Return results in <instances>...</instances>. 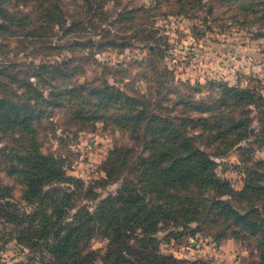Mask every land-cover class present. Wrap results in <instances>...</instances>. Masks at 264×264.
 I'll use <instances>...</instances> for the list:
<instances>
[{"label":"rangeland","instance_id":"374dc122","mask_svg":"<svg viewBox=\"0 0 264 264\" xmlns=\"http://www.w3.org/2000/svg\"><path fill=\"white\" fill-rule=\"evenodd\" d=\"M98 1L104 3L103 7L93 5L90 11L80 7L82 0H61L68 22L60 26L41 20L35 0H0L8 13L24 12L14 16L13 27L0 29V72L3 73L0 94L12 97L19 104L17 99L24 98L26 90L23 83L30 79L37 82L39 65L57 66L67 61L80 71L72 80L62 77L53 80V74L49 77L45 72L40 73L46 83L42 87L47 97L74 84L100 87L106 82L119 89L146 93L148 83L143 74L153 76L154 72L145 63L151 60L163 75L167 67L172 73L168 78L174 76L176 85L182 81L194 89L200 87L192 93L182 90V95L191 94L211 102L217 86L223 84L255 89L264 99V20H259L252 11L247 15L237 9L238 5L223 0ZM135 9L142 12L133 19L121 22L118 18L119 13ZM78 13L90 14L88 19L84 18L82 35L92 40L93 46L86 49L77 45L75 36L66 31L71 21L78 22ZM150 47L156 49V54H151ZM26 93L28 99L33 95ZM168 97L179 101L175 94ZM57 103L48 107L32 103L45 111L35 133L36 145L45 156L62 162L60 167L67 177L76 179V205L94 207L115 195L122 186L121 180L115 182L107 177L105 168L115 148L130 145L128 136L102 121L80 123L79 116L70 113L74 109L72 104L60 100ZM231 110L224 109L226 113ZM244 110L249 111L247 117L252 129L248 138L235 148L212 144L206 151L216 163V175L231 189L224 200L242 213L256 205L264 215V194L257 199L239 195L247 187L264 188V147L255 145V134L264 126L261 122L264 101ZM6 128L0 127V185L10 188L13 197L20 200L26 191V181L10 172L17 167L16 159L25 155L24 147L28 143L16 130ZM193 207H176L165 219L158 218L146 228L136 230L137 237L147 235L153 241L140 242L135 238L128 241L140 251L173 257L183 261L182 264H258V237L229 219L217 218L218 210L208 212V203L197 207L198 210ZM15 237L0 220V260L6 264H28V252L17 244ZM90 246L99 255L94 264H116L104 257L108 240L97 236Z\"/></svg>","mask_w":264,"mask_h":264},{"label":"trees","instance_id":"16d2710c","mask_svg":"<svg viewBox=\"0 0 264 264\" xmlns=\"http://www.w3.org/2000/svg\"><path fill=\"white\" fill-rule=\"evenodd\" d=\"M223 1L238 5L237 9L247 15L252 11L259 20H264V0ZM35 2L38 3L41 20L60 26L68 22V13L62 8L61 0ZM82 2L80 7L90 11L93 5L98 4L102 8L104 4L98 0ZM126 12L118 14L121 22L133 19L142 11ZM23 14L17 11L12 15L0 3V29L13 27L14 16ZM89 16L78 13V22L71 21L66 30L84 49L93 46V41L82 35L84 18ZM149 50L156 54L154 47ZM65 63L57 66L44 63L38 69L49 77L53 74V80L62 77L69 81L80 71L78 67L68 65L70 61ZM145 63L154 72L152 77L143 74L148 83L146 93L119 89L106 82L100 87L74 84L47 97L42 87L46 83L39 73L36 83L31 79L23 83L26 90L24 98L17 99L19 104L14 103L10 99L12 97L0 94V127L16 130L28 143L24 147L25 155L16 159L17 167L10 172L26 181L22 201L13 197L10 188L0 185V220L5 230L16 235L17 244L28 252V264H94L99 255L90 243L97 236L108 240L104 257L116 264H182L183 261L173 257L145 253L144 249L140 251L128 240L153 241L147 235L146 238L137 237L136 230L146 228L158 218L165 219L176 207L194 206L198 210L197 207L208 203V212L216 209L219 211L217 218L229 219L235 226L258 237V264H264V215L256 205L242 213L224 200L231 189L216 175V163L206 151L212 144L235 148L245 141L252 129L247 117L249 111L244 109L264 101L263 97L255 89L232 88L223 84L217 86L216 95L210 97L211 102L204 98L196 99L191 94L182 95V90L192 93L200 87L194 89L182 81L178 86L174 76L168 78L172 73L167 67H164L166 74L163 75L158 72L159 67L154 61ZM163 78L166 79L163 81ZM26 92L33 95L28 99ZM170 94H175L179 101L169 98ZM58 100L74 106L70 113L79 116L80 123L102 121L128 136L130 145L115 148L105 168L107 177L115 182L121 180L122 186L115 195L94 207L76 205V179L67 177L60 167L62 162L45 156L36 145L35 133L45 111L32 103H37L38 107H43V104L46 107L57 106ZM226 108L233 110L227 114ZM263 118L261 122L264 124ZM255 145L264 147V126L255 134ZM263 189L247 187L239 195H252L251 199H257L264 194ZM76 207L78 209L72 213ZM0 264L6 263L0 260Z\"/></svg>","mask_w":264,"mask_h":264}]
</instances>
